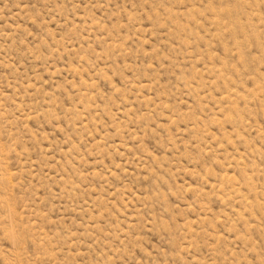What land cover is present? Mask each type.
Wrapping results in <instances>:
<instances>
[{
    "label": "rangeland",
    "instance_id": "obj_1",
    "mask_svg": "<svg viewBox=\"0 0 264 264\" xmlns=\"http://www.w3.org/2000/svg\"><path fill=\"white\" fill-rule=\"evenodd\" d=\"M0 264H264V0H0Z\"/></svg>",
    "mask_w": 264,
    "mask_h": 264
}]
</instances>
